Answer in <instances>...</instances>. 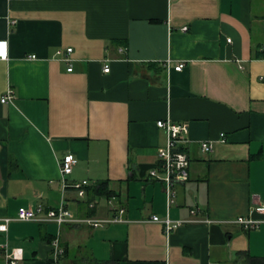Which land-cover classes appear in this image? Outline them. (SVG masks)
I'll return each mask as SVG.
<instances>
[{"label":"crops","instance_id":"crops-1","mask_svg":"<svg viewBox=\"0 0 264 264\" xmlns=\"http://www.w3.org/2000/svg\"><path fill=\"white\" fill-rule=\"evenodd\" d=\"M0 40V218L62 203L77 218L108 220H12L0 244L22 249L16 264H48L54 237L62 264L264 257V221L234 222L264 219L252 211L264 203V0H0ZM67 48L68 62L57 56ZM166 118L187 125L190 159L170 202L148 176ZM204 140L212 152L200 151ZM68 153L76 161L62 176ZM62 178L87 180L84 196ZM101 182L110 192L93 194ZM152 216L181 224L166 232Z\"/></svg>","mask_w":264,"mask_h":264},{"label":"built area","instance_id":"built-area-1","mask_svg":"<svg viewBox=\"0 0 264 264\" xmlns=\"http://www.w3.org/2000/svg\"><path fill=\"white\" fill-rule=\"evenodd\" d=\"M187 27L182 28L186 30ZM230 41V40H229ZM71 48H67L65 52L61 50L57 51V56L60 60L70 61L68 54ZM7 41L0 40V59H7ZM34 58V55L29 56ZM183 63H178L173 68L175 70H181ZM71 70V66L67 68ZM109 66L104 65L103 71L108 72ZM12 97L11 90H8L7 94L1 98V102L9 100ZM156 126L165 132L166 139L165 144L157 149V155L160 161L158 168H153L149 171L148 176L153 180H159L164 184L165 193L167 200L170 202L173 196V186L176 184L184 183L188 179V168H189V156L184 149L185 145L188 143L187 137V125L185 123H174L169 118L160 119L156 121ZM219 142H225L226 137L224 133H220ZM200 151L202 153H210L213 151L214 144L212 141L204 140L200 142ZM76 159L73 154H65L60 161V172L62 176L68 175L72 171V167ZM87 180H82L73 184H67L65 178H62V187L72 186L79 197H83L85 194L84 187L88 186ZM252 211L264 215V203L258 204L252 208ZM122 209L119 210L121 214ZM194 213V210L191 211ZM119 214V215H120ZM12 220L18 221H39V222H54L58 226L70 223H87L92 226H97L101 222L108 220H95L92 218H77L73 213H71L64 205L61 203L56 208H49L44 210V207L40 204L35 206H20L17 209L15 218L4 217L0 218V232H6L8 229V224ZM121 220V217H114L111 221ZM152 221L162 222L166 232L173 229L174 227L181 224V221H172L169 218L160 219L158 216H152ZM264 219H253L251 217H238L234 220L236 224L241 225L245 229L256 228L262 223ZM51 264H60V257L63 255L64 249L59 243L58 237H54L51 240ZM5 249L6 246L0 244V249ZM21 248H13L11 251L5 249L4 256L6 259V264H16V262L21 259Z\"/></svg>","mask_w":264,"mask_h":264},{"label":"trees","instance_id":"trees-1","mask_svg":"<svg viewBox=\"0 0 264 264\" xmlns=\"http://www.w3.org/2000/svg\"><path fill=\"white\" fill-rule=\"evenodd\" d=\"M106 182L99 183L94 189L93 194L107 195L110 191L107 190ZM89 189L87 188V191ZM65 251V250H64ZM65 252H63L64 255ZM63 255L60 257V264ZM237 263L236 264H264V257L251 255L248 251H241L238 254ZM51 260H49L48 264H51ZM141 264H150V263H141Z\"/></svg>","mask_w":264,"mask_h":264}]
</instances>
